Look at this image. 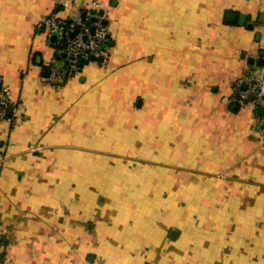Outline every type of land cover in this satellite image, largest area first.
Segmentation results:
<instances>
[{
	"label": "crops",
	"instance_id": "1",
	"mask_svg": "<svg viewBox=\"0 0 264 264\" xmlns=\"http://www.w3.org/2000/svg\"><path fill=\"white\" fill-rule=\"evenodd\" d=\"M88 1L0 0L5 264H264V0H103L109 56L54 83L41 18Z\"/></svg>",
	"mask_w": 264,
	"mask_h": 264
},
{
	"label": "built area",
	"instance_id": "2",
	"mask_svg": "<svg viewBox=\"0 0 264 264\" xmlns=\"http://www.w3.org/2000/svg\"><path fill=\"white\" fill-rule=\"evenodd\" d=\"M65 6L77 0H59ZM46 32L57 34L56 51L50 64L48 79L61 84L79 69L80 58H107L111 49L112 32L109 28V15L103 0H90L86 3L84 18L80 21L57 14L41 18ZM234 94L241 105L255 104V112L264 129V67L251 69L235 81ZM261 105V107H260ZM18 102L10 97V87L0 81V117L13 119L18 116ZM0 264H5L0 254Z\"/></svg>",
	"mask_w": 264,
	"mask_h": 264
},
{
	"label": "water",
	"instance_id": "3",
	"mask_svg": "<svg viewBox=\"0 0 264 264\" xmlns=\"http://www.w3.org/2000/svg\"><path fill=\"white\" fill-rule=\"evenodd\" d=\"M56 38H57V34H53L52 37H51V40H52V41H55ZM89 58H93V57L90 56ZM102 58H103V57H100V59H102ZM78 62H79L80 65H82L83 62H84V59H83V58H80V59L78 60ZM1 243H2V240H1V238H0V245H1Z\"/></svg>",
	"mask_w": 264,
	"mask_h": 264
},
{
	"label": "trees",
	"instance_id": "4",
	"mask_svg": "<svg viewBox=\"0 0 264 264\" xmlns=\"http://www.w3.org/2000/svg\"><path fill=\"white\" fill-rule=\"evenodd\" d=\"M260 107H261V105H260Z\"/></svg>",
	"mask_w": 264,
	"mask_h": 264
}]
</instances>
